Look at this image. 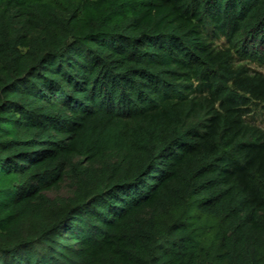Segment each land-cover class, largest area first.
Wrapping results in <instances>:
<instances>
[{
	"label": "trees",
	"instance_id": "16d2710c",
	"mask_svg": "<svg viewBox=\"0 0 264 264\" xmlns=\"http://www.w3.org/2000/svg\"><path fill=\"white\" fill-rule=\"evenodd\" d=\"M264 0H0V264H264Z\"/></svg>",
	"mask_w": 264,
	"mask_h": 264
},
{
	"label": "rangeland",
	"instance_id": "374dc122",
	"mask_svg": "<svg viewBox=\"0 0 264 264\" xmlns=\"http://www.w3.org/2000/svg\"><path fill=\"white\" fill-rule=\"evenodd\" d=\"M251 68L257 69L264 73V65L263 66H256V65H250ZM257 122L261 125V127L264 129V113L260 114L258 116Z\"/></svg>",
	"mask_w": 264,
	"mask_h": 264
}]
</instances>
